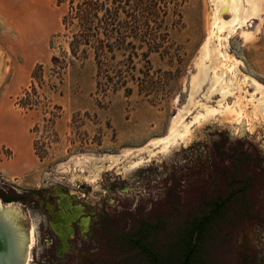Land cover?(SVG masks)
<instances>
[{"label":"rangeland","instance_id":"rangeland-1","mask_svg":"<svg viewBox=\"0 0 264 264\" xmlns=\"http://www.w3.org/2000/svg\"><path fill=\"white\" fill-rule=\"evenodd\" d=\"M80 1L120 7L82 26L70 7ZM202 8L0 0V181L30 193L61 182V159L167 142L197 68ZM242 56L264 82V0Z\"/></svg>","mask_w":264,"mask_h":264},{"label":"water","instance_id":"water-1","mask_svg":"<svg viewBox=\"0 0 264 264\" xmlns=\"http://www.w3.org/2000/svg\"><path fill=\"white\" fill-rule=\"evenodd\" d=\"M257 20L258 0H203L197 68L167 142L61 159V182L39 190L65 188L90 200L98 192H114L128 201L147 197L157 207L164 195L165 211L177 208L173 220H180L178 213L188 210L194 198L184 197L179 184L204 176L201 158L218 132L229 140L244 139L264 153V82L244 67L242 56ZM142 174L149 179L147 192L138 187ZM121 184L127 192L119 191ZM3 189L11 191L0 181ZM42 218L36 207L19 200L0 201V264H20L22 256L25 261L27 227L34 232L33 251L40 252L36 230ZM196 231L181 264L193 249ZM256 231L215 245L206 254L212 261L204 264H225L237 248L264 264V225Z\"/></svg>","mask_w":264,"mask_h":264},{"label":"flooded vegetation","instance_id":"flooded-vegetation-1","mask_svg":"<svg viewBox=\"0 0 264 264\" xmlns=\"http://www.w3.org/2000/svg\"><path fill=\"white\" fill-rule=\"evenodd\" d=\"M140 178L138 187L147 192L149 179L144 174ZM119 187L120 192L128 191L122 184ZM2 191L0 200H19L23 206L36 207L43 216L36 230L40 252L33 251L34 232L27 227L23 243L27 255L20 264H177L180 257L183 223L173 220L175 208L165 211L164 195L157 207L151 206L147 197L128 201L114 192L112 196L98 192L90 200L87 194L77 195L65 188ZM166 212L172 216L166 217ZM207 261H212L211 257ZM226 261L259 264L256 255L249 253L229 254ZM204 263L199 260L195 264Z\"/></svg>","mask_w":264,"mask_h":264},{"label":"trees","instance_id":"trees-1","mask_svg":"<svg viewBox=\"0 0 264 264\" xmlns=\"http://www.w3.org/2000/svg\"><path fill=\"white\" fill-rule=\"evenodd\" d=\"M72 4L73 14L78 16L82 26L101 25L102 20H111L113 12L120 7L112 2L80 1ZM98 11H101V16H98ZM108 24L107 30H112ZM207 154L200 162L204 176L187 183L183 179L179 184L184 197H193L194 204L185 212L181 209L178 213L183 225L179 234L180 257L177 264H181L188 252L195 229L194 246L186 264H195L199 260L207 262L206 254L215 245L235 241L238 236L244 239L246 230L259 232L264 225V153L244 139L229 140L218 132ZM2 201L7 200L2 198ZM168 216L172 215L166 212ZM233 252L247 253L239 248ZM171 257H174L173 253Z\"/></svg>","mask_w":264,"mask_h":264}]
</instances>
